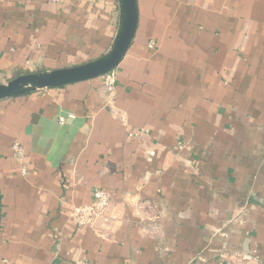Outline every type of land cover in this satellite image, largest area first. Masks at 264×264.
Segmentation results:
<instances>
[{
	"label": "crops",
	"instance_id": "obj_1",
	"mask_svg": "<svg viewBox=\"0 0 264 264\" xmlns=\"http://www.w3.org/2000/svg\"><path fill=\"white\" fill-rule=\"evenodd\" d=\"M136 4L112 91L0 100V264H264V0ZM117 23V0H0V83L97 58Z\"/></svg>",
	"mask_w": 264,
	"mask_h": 264
},
{
	"label": "water",
	"instance_id": "obj_2",
	"mask_svg": "<svg viewBox=\"0 0 264 264\" xmlns=\"http://www.w3.org/2000/svg\"><path fill=\"white\" fill-rule=\"evenodd\" d=\"M118 23L109 47L97 58L69 67L25 73L0 83V100L28 93L100 77L115 69L134 36L137 25L136 0H117Z\"/></svg>",
	"mask_w": 264,
	"mask_h": 264
},
{
	"label": "built area",
	"instance_id": "obj_3",
	"mask_svg": "<svg viewBox=\"0 0 264 264\" xmlns=\"http://www.w3.org/2000/svg\"><path fill=\"white\" fill-rule=\"evenodd\" d=\"M102 85L108 90L112 91L116 83V71L115 69L108 71L102 75ZM72 113L67 115L58 116L59 123H63L67 118H73ZM109 195L102 189H96L93 191V198L90 205L79 206L74 209L73 217L81 225H91L94 223L97 216L102 215L109 204Z\"/></svg>",
	"mask_w": 264,
	"mask_h": 264
}]
</instances>
